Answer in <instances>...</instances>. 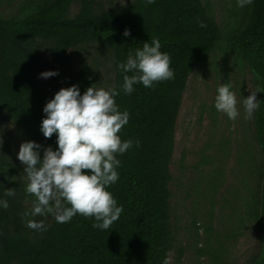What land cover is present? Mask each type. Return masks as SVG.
Returning a JSON list of instances; mask_svg holds the SVG:
<instances>
[{"label":"trees","instance_id":"16d2710c","mask_svg":"<svg viewBox=\"0 0 264 264\" xmlns=\"http://www.w3.org/2000/svg\"><path fill=\"white\" fill-rule=\"evenodd\" d=\"M106 1L111 3L108 8ZM112 1L19 0L12 15L0 14V133L9 122L19 131L22 143L34 141L42 146L41 158L45 147L55 150L56 135L45 138L40 131L43 107L61 88L78 85L83 94L92 84L103 87L108 76L100 61L81 64L78 70L67 68L73 51L99 44L109 51L113 64L111 87L120 92L116 103L130 114L119 135L134 142L118 156L119 180L108 189L123 212L103 231L92 228L94 219L79 214L62 224L50 215H25L36 202L25 191L29 182L25 165L7 146L1 148L0 199L7 200L9 207L0 208V264H169L175 243L170 166L176 125L191 75L216 53L223 57L225 83L231 61L238 70H248L255 91H261L257 93L260 106L254 112L259 160L251 158L257 194L249 191L251 201L243 206L240 223L248 220L258 227L261 249L250 264H264V0L244 8L233 0L224 27L203 0H155L150 5L145 0H123L118 5ZM125 29L130 32L127 37ZM153 38L160 41V51L169 55L174 77L151 88L136 84L134 92L125 95L117 63ZM46 54L58 75L51 77L48 88L40 89L39 65ZM215 174L207 186L211 197L220 187ZM9 189L14 196L4 195ZM29 219L43 220L47 230L29 229ZM213 232L209 225L207 236ZM182 256L183 250L179 260ZM211 259L213 264H223L221 249L213 250Z\"/></svg>","mask_w":264,"mask_h":264},{"label":"rangeland","instance_id":"374dc122","mask_svg":"<svg viewBox=\"0 0 264 264\" xmlns=\"http://www.w3.org/2000/svg\"><path fill=\"white\" fill-rule=\"evenodd\" d=\"M12 1L0 0V14L10 16L15 12L19 0L14 1L16 4L10 3ZM203 2L210 6L211 13L224 27L233 0ZM122 3L123 0L112 1L114 5ZM109 5L110 2H104L105 8ZM108 57L106 48L92 44L80 48V51H73L67 68L78 70L81 64L92 65L100 61L102 71L108 76L103 87L109 88L113 84L114 70ZM228 64V83L236 95L239 111L235 120L228 119L213 106L218 85L225 83L220 53L212 55L194 70L183 96L170 166L175 243L169 264H213L211 253L219 249L223 264H250L261 249L256 224L248 220L240 223V218H244L243 206L251 201L250 192L257 190L255 175L251 170V158L259 160L254 139V113L246 118L243 105L244 98L255 91V82L248 70H238L231 61ZM55 67L49 54L44 55L38 71L40 89H46L51 84V77L43 79L40 73L55 70ZM18 133L9 122L3 124L0 133V149L7 146L16 158L22 144ZM213 174L219 175L220 187L211 197L207 186ZM193 221H196V227ZM209 225L214 228L211 237L206 234ZM181 250L183 256L179 260Z\"/></svg>","mask_w":264,"mask_h":264},{"label":"clouds","instance_id":"9594fccd","mask_svg":"<svg viewBox=\"0 0 264 264\" xmlns=\"http://www.w3.org/2000/svg\"><path fill=\"white\" fill-rule=\"evenodd\" d=\"M155 0H145L147 5ZM254 0H236L240 8L250 7ZM123 35H130L125 29ZM161 44L153 38L151 43L144 42L134 53L129 52L123 62L117 63L122 73L123 83L120 86L125 95L134 92V85L142 84L145 88L154 83L174 77L170 67V57L160 51ZM131 73V75H129ZM58 75L55 70L40 73L47 79ZM89 86L83 94L78 85L61 88L43 107L44 118L40 131L45 138L56 135L57 147L43 149L34 141L20 145L17 159L25 165L28 178L26 193L33 195L36 202L31 209L32 217L51 216L57 223H68L75 215L94 219L92 228L108 230L123 212V207L108 189L119 180L117 169L121 166L118 156L124 155L134 142L122 140L119 133L129 119L127 110L121 111L116 103L120 94L116 87ZM232 85H218L214 99V108L228 119L239 116L237 99L231 90ZM259 88L251 91L244 98L243 105L246 118L259 109L257 100ZM139 141L135 147H139ZM5 196H14L15 191L6 190ZM8 201L0 199V208L7 209ZM26 227L37 231H46L41 221L29 219Z\"/></svg>","mask_w":264,"mask_h":264}]
</instances>
